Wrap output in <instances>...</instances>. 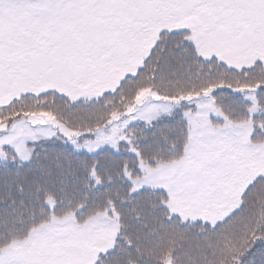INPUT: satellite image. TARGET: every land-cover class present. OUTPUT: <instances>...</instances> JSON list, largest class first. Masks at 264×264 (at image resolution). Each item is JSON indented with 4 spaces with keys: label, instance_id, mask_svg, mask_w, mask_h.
I'll return each mask as SVG.
<instances>
[{
    "label": "snow or ice",
    "instance_id": "snow-or-ice-1",
    "mask_svg": "<svg viewBox=\"0 0 264 264\" xmlns=\"http://www.w3.org/2000/svg\"><path fill=\"white\" fill-rule=\"evenodd\" d=\"M0 264H264V0H0Z\"/></svg>",
    "mask_w": 264,
    "mask_h": 264
}]
</instances>
